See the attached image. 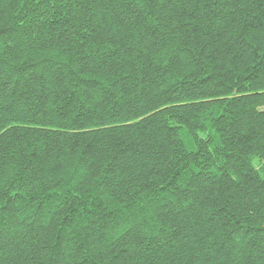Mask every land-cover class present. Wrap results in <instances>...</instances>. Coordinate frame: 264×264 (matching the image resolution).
Here are the masks:
<instances>
[{
  "label": "trees",
  "instance_id": "obj_1",
  "mask_svg": "<svg viewBox=\"0 0 264 264\" xmlns=\"http://www.w3.org/2000/svg\"><path fill=\"white\" fill-rule=\"evenodd\" d=\"M0 264H264V0H0Z\"/></svg>",
  "mask_w": 264,
  "mask_h": 264
}]
</instances>
